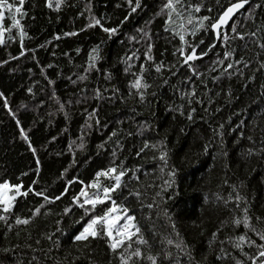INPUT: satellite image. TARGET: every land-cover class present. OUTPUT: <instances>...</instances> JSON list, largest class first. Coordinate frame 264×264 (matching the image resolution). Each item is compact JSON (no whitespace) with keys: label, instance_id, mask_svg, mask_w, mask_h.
I'll use <instances>...</instances> for the list:
<instances>
[{"label":"trees","instance_id":"16d2710c","mask_svg":"<svg viewBox=\"0 0 264 264\" xmlns=\"http://www.w3.org/2000/svg\"><path fill=\"white\" fill-rule=\"evenodd\" d=\"M165 2L141 0L142 6L133 13L127 0H62L59 9L56 0H51V8L49 0H24L23 5H14L21 7L23 15L13 9L22 29L12 26V16L4 10L0 20V27L6 29L0 43V181L22 182L27 187L35 180L33 188L45 190L50 197L60 195L66 186L68 192L53 203L32 194L17 198L11 214H5L7 220L0 221V264H118L103 239L90 240L88 248L70 239L84 223L74 224L80 210L60 215L81 187L67 181L76 177L87 183L97 170L109 166L130 170L122 178L126 187L114 199L123 201L135 217L147 241L141 250L145 255L159 254L157 264H235L236 259L252 264L248 257L258 249L247 240L242 251L233 243L240 235L257 245L264 243L256 235L264 230V68L260 66L264 50L257 43H264V30H259L264 29V0H249L230 23L242 34L256 32V37L245 35L243 40L225 43L211 31L186 34L189 43L204 40L197 51L207 55L190 62L199 75L181 64L178 55L173 56L179 38L166 30L167 15H157ZM184 2L201 5L195 16H216L219 11L216 0ZM228 2L220 0L221 5ZM92 17L104 27H117L116 34L109 38L99 26L86 27ZM223 31L234 36L230 26ZM212 43L215 48L208 50ZM149 44L152 60L144 55ZM97 45L101 58L85 72L88 55ZM224 51L233 55L224 64H215L224 59ZM161 62L164 67L156 73L155 65ZM140 65L145 69L143 82L151 85L144 90L143 102L135 89L129 94L131 73L139 75ZM191 109L195 111L189 120ZM21 129L27 140L20 135ZM161 152L166 163L159 159ZM172 170L175 182L166 188ZM237 193L243 198L238 202ZM41 204L44 208L28 225L15 224L16 216L27 218ZM245 207L249 229L242 222L233 224L234 219L242 221ZM164 208L169 210L167 216ZM103 210L97 206V214ZM46 211L50 214L45 215ZM7 224L12 225L10 230ZM176 244L185 245L184 251ZM5 248L10 251L5 253ZM165 252L171 253L168 259ZM140 264L150 262L141 259Z\"/></svg>","mask_w":264,"mask_h":264},{"label":"snow or ice","instance_id":"6c2138e0","mask_svg":"<svg viewBox=\"0 0 264 264\" xmlns=\"http://www.w3.org/2000/svg\"><path fill=\"white\" fill-rule=\"evenodd\" d=\"M19 3V5H23L24 0H0V20L4 19V10L8 9L10 16H12V26L18 29H22V25L20 21L15 18L13 15L14 13H18L23 15L21 7H14L15 3ZM62 0H56V8L59 9L61 6ZM249 0H229L226 5H221L220 0H216L217 7L219 11L217 12L216 16L205 15V16H195L194 13L201 12V5L200 4H186L184 0H166L163 3L160 11L157 15H167V19L165 20L166 30H171L174 36H178L180 46L173 52V56H179L181 59L180 63L183 64L185 67H188L190 71L199 75L197 70L192 67V61L202 58L203 56L207 55V51H197L200 48V45L204 44V40L201 39L199 43H189L186 41V34H190L195 36L197 32L203 30L205 33L211 31L214 33L217 40L222 39L225 43H227L230 39H240L243 40L245 35L250 37H256V32L242 34L237 31V27L235 24H230V21L234 19V14L239 10L242 9L246 4H248ZM128 5L130 6L131 12H136L139 7H141V0H135V6L133 5V0H127ZM48 7H52L51 0H49ZM209 13L212 12V9H208ZM125 21L128 19L125 16ZM123 23V21L121 22ZM99 26L101 30L111 38L117 32V27H104L101 24V20L99 18L92 17L91 23L86 25V27H95ZM224 26H230L231 31L234 33L233 37H229L226 32L223 31ZM264 30V29H259ZM6 31L5 28L0 27V43H3L2 37L4 32ZM144 35H147L143 29H139ZM76 33H64V35H75ZM25 33L21 30L20 36L23 37ZM59 39V37H56ZM259 47L264 50V43H259ZM216 44L212 43L208 45V50H212L215 48ZM151 44L148 45V51L144 53L145 57L148 60H152L150 55L151 51ZM79 51V49H77ZM95 53V54H94ZM99 45L92 49V51L88 55V67L84 69L85 72L89 71L91 67L95 65V62L98 61L101 57L99 56ZM20 55H24V49H21ZM233 53L230 51L223 52V60H217L215 64H224ZM15 58V57H14ZM236 63H240V60L235 61ZM247 66V65H245ZM261 68H264V64L260 65ZM164 67L163 63L161 62L158 65H155V72L160 73L162 68ZM170 67H175L170 66ZM227 68L231 69L232 64L228 63ZM131 65L125 67L124 71L126 73L130 72ZM145 69L143 65H140V74L137 75L136 73H131L134 77L133 80L129 81V94L131 95V90H136V95L139 97V101L143 102L145 100V91L146 89L150 88L146 82H143V73ZM224 71V70H222ZM175 74V73H173ZM79 79H85L84 76L79 77ZM52 83V81H49ZM167 83V81H164ZM29 92L32 91L31 88L28 89ZM118 91V89L116 90ZM97 97H99L100 92L99 90L96 91ZM154 95V93H153ZM194 95V93H193ZM3 96V93H0V97ZM4 107L7 108L8 104L5 100ZM63 107V106H61ZM195 109H191L187 113V118L192 120L193 112ZM183 115L184 113L181 112ZM92 115H95V110L93 113L90 114V118ZM96 123L99 124V120H96ZM17 125L19 126V120H17ZM220 129L224 128V125L221 124L219 126ZM20 135L27 140L28 137L24 133L23 129H21ZM220 135L222 136L223 133L221 132ZM250 139V138H249ZM31 147V145H29ZM79 147H83V145H79ZM149 145L147 142L144 144V148H148ZM155 147V145H152ZM35 149L32 148L33 154H35ZM141 152L144 151L142 148ZM251 149L249 150V154H251ZM113 155H115L113 153ZM137 155H140L138 152ZM226 155V153H225ZM159 159L165 161L166 163V154L164 152L160 153ZM37 165H39V161L37 160ZM39 170V169H37ZM67 169H65V172ZM130 170L125 168H119L118 166H109L106 169L97 170L94 174V178L87 183L83 180H79L76 177H73L71 180L67 181L68 185L73 184L74 182H78L81 187L79 191L71 196L70 204L65 206L62 209L60 215L68 216L72 213L73 210H80L81 214L77 220L74 221V224L80 225L81 221H84L82 227H80L78 232H75L70 236V239L77 243H83L85 248H88L90 240L96 239H103L108 250L113 254V256L117 259L118 264H140L141 259H146L150 264H157L158 255L147 254L145 255L141 250V245H147V241L143 238L140 234L141 230L135 223V217L130 213V210L124 206V202L121 201L120 203L117 202L114 197L117 195L118 192L123 187H126L122 183V178L125 177L126 173ZM163 171V169H161ZM21 175H26V173H22ZM61 176L64 175V172L60 174ZM169 180L165 181L166 188H171L172 184L175 182V170L168 172ZM133 177L135 179H139L135 176L133 172ZM103 178V180L101 179ZM19 179V178H18ZM107 181V183H104ZM37 181L33 180L32 185H35ZM32 185L25 187L22 182L21 183H10L9 180L3 179L0 181V209L4 214H0V221H6L7 215L11 214L14 203L16 202L17 198L27 197L29 194L35 195L37 197H42L43 200L47 203H53L61 199L63 195L68 192L67 186L64 188L63 192L60 195L56 196H48L45 194V190H35ZM235 186H233L234 188ZM24 189V190H22ZM133 193H130L132 195ZM137 197H139L140 193H134ZM157 196H160V193L157 192ZM171 199V197H169ZM229 199H232L230 196ZM243 199L238 193L235 196V200L238 202ZM108 202V204H106ZM227 203V201H225ZM246 203V201H245ZM103 206L104 210L102 214H97V206ZM110 205V206H109ZM154 205L149 204L147 207L152 208ZM44 208V204H41L31 211V216L27 218H21L20 216L15 217V224L16 225H28L32 217H35L37 214L41 212ZM164 214L167 216L168 209H163ZM244 216L242 221L240 219H234L233 224L239 225L241 222L243 223L246 229L250 228L248 216V209L245 207L243 209ZM45 215L50 214L49 212H45ZM260 218L257 217V220ZM122 221V222H121ZM61 221L57 220L56 224L60 225ZM7 228L10 230L12 225L7 224ZM173 229L175 225H172ZM255 231V229H251ZM57 231H61L58 227ZM179 233H177V236ZM216 233H213L215 236ZM256 235L259 236L261 241H264V230L256 232ZM49 240L52 239L51 235L47 237ZM247 240L249 245L256 247L257 253L255 256L248 257L252 264H264V243L259 245L256 244L254 240L248 239L246 235H240L235 237V242L233 243V247L242 251V244ZM39 243V241H37ZM168 245H172L173 241L171 239L167 240ZM177 249L184 251L185 245L176 244ZM5 253L9 252L10 249L5 248L3 249ZM223 251V249H221ZM245 256H248L247 253H244ZM171 256V253L165 252L164 258L168 259ZM219 259V256L217 257ZM235 264H243V262L239 259L235 260Z\"/></svg>","mask_w":264,"mask_h":264},{"label":"water","instance_id":"95a60500","mask_svg":"<svg viewBox=\"0 0 264 264\" xmlns=\"http://www.w3.org/2000/svg\"><path fill=\"white\" fill-rule=\"evenodd\" d=\"M246 6H247V4H246L242 9H239V10L234 14V19H235L236 15H237L238 13H240V12H241ZM234 19H233V20H234ZM233 20H231L230 23H231Z\"/></svg>","mask_w":264,"mask_h":264}]
</instances>
